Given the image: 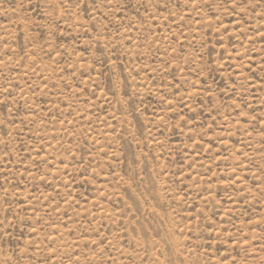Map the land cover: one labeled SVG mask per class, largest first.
<instances>
[{
  "label": "rangeland",
  "instance_id": "374dc122",
  "mask_svg": "<svg viewBox=\"0 0 264 264\" xmlns=\"http://www.w3.org/2000/svg\"><path fill=\"white\" fill-rule=\"evenodd\" d=\"M0 264H264V0H0Z\"/></svg>",
  "mask_w": 264,
  "mask_h": 264
}]
</instances>
